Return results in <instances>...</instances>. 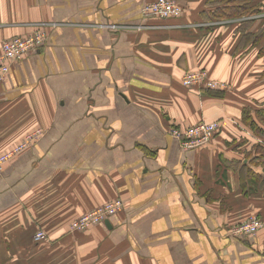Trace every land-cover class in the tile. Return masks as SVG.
<instances>
[{
    "label": "crops",
    "instance_id": "obj_1",
    "mask_svg": "<svg viewBox=\"0 0 264 264\" xmlns=\"http://www.w3.org/2000/svg\"><path fill=\"white\" fill-rule=\"evenodd\" d=\"M154 1L0 0V55L48 33L0 83V156L43 132L0 172V264H264V228L230 235L264 222V13L174 0L181 17L161 20ZM202 70L221 87L183 85ZM202 121L222 126L205 147L170 134Z\"/></svg>",
    "mask_w": 264,
    "mask_h": 264
},
{
    "label": "built area",
    "instance_id": "obj_2",
    "mask_svg": "<svg viewBox=\"0 0 264 264\" xmlns=\"http://www.w3.org/2000/svg\"><path fill=\"white\" fill-rule=\"evenodd\" d=\"M262 3L264 4V0H262ZM143 12L145 15L161 20L178 18L182 15L181 7L174 0H156L146 5ZM47 35L46 31L39 30L30 36H17L4 42L0 55V83L8 78L13 64L44 46ZM183 85L187 88L201 87L207 90H216L221 87V84L212 79L210 73L206 70L186 74L183 77ZM221 128L220 122L202 121L191 127H173L170 129V134L179 141L184 150H195L209 145L220 132ZM42 134L43 132L40 130L29 135L23 143L12 151L0 156V172L16 156L28 149ZM124 208L125 202L121 199L106 203L73 221L71 231L74 233L85 232L91 227L109 221L110 218L116 216ZM263 228L264 222L254 216L232 227L230 235L234 238L255 237ZM46 237L44 231H39L35 234L34 241L40 243Z\"/></svg>",
    "mask_w": 264,
    "mask_h": 264
},
{
    "label": "trees",
    "instance_id": "obj_3",
    "mask_svg": "<svg viewBox=\"0 0 264 264\" xmlns=\"http://www.w3.org/2000/svg\"><path fill=\"white\" fill-rule=\"evenodd\" d=\"M230 1L232 3H237V5L241 6L239 9L238 8L236 9V15L233 16L242 15V16H246V18H249L251 16L260 15L264 13V7L262 5V2L261 4H258L256 0H230ZM263 115L262 113H260V117H262V119H264ZM262 132L264 133V130H262Z\"/></svg>",
    "mask_w": 264,
    "mask_h": 264
},
{
    "label": "water",
    "instance_id": "obj_4",
    "mask_svg": "<svg viewBox=\"0 0 264 264\" xmlns=\"http://www.w3.org/2000/svg\"><path fill=\"white\" fill-rule=\"evenodd\" d=\"M107 225H109V222L108 223H106Z\"/></svg>",
    "mask_w": 264,
    "mask_h": 264
}]
</instances>
